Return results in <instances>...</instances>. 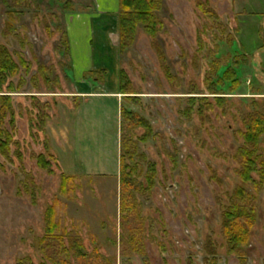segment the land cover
<instances>
[{
	"label": "rangeland",
	"instance_id": "374dc122",
	"mask_svg": "<svg viewBox=\"0 0 264 264\" xmlns=\"http://www.w3.org/2000/svg\"><path fill=\"white\" fill-rule=\"evenodd\" d=\"M117 4L0 0V59L14 65L0 72V264H264V170L243 184L238 158L264 113V0H162L154 39L139 27L121 55ZM119 71L135 100L117 96ZM121 108L138 117L123 125L136 184L124 225ZM256 154L264 166L263 138ZM233 207L253 212L242 255L222 231Z\"/></svg>",
	"mask_w": 264,
	"mask_h": 264
},
{
	"label": "trees",
	"instance_id": "16d2710c",
	"mask_svg": "<svg viewBox=\"0 0 264 264\" xmlns=\"http://www.w3.org/2000/svg\"><path fill=\"white\" fill-rule=\"evenodd\" d=\"M162 0H118V50L121 55L125 48L131 46L136 38V33L139 27L143 28L144 33L151 39H154L156 34V13L161 9ZM3 57L0 59V72L3 75L6 73H13V67L10 57L6 53H2ZM104 73V72H103ZM102 73V74H103ZM120 89L119 94L123 96L124 102H130L135 100L133 97L134 93L132 90L123 84L125 76L123 71L118 73ZM133 95V96H132ZM188 102H195L193 98L188 99ZM197 108V113L201 115V110ZM194 107L189 105L187 111H183V116L189 118L190 113H192ZM9 111L8 104L4 96L0 95V125L5 117V114ZM129 116L138 118L133 115L128 108H121L120 117V156H119V183H120V218L123 225L127 222V219L131 217L132 211L128 209L127 204L133 202V193L135 192L134 187L136 184L131 183L133 180L134 169H129L125 163V156H128L129 152L126 147H124L125 137L123 136V125L127 122ZM137 126L144 127L148 129V123L143 120L137 121ZM246 132L243 134L244 141L246 143L245 149H242L239 153V162L241 165V170L239 175L243 179V184L248 181H252V174L257 171V167L261 166L264 170L263 163L259 160V155L256 154L257 148L261 138L264 139V113L255 112L252 116L247 119L245 123ZM6 138L5 133L0 132V150L4 147L1 140ZM6 143L8 140L4 139ZM261 162V163H260ZM136 168V167H135ZM150 175L145 176L146 185H151L153 182V177L155 173L154 166L149 167ZM262 184L264 182V171L260 173ZM74 176H64L65 181L73 182ZM260 184V185H261ZM243 186V185H242ZM131 189V190H130ZM133 190V191H132ZM133 192V193H132ZM234 196L243 201L246 199L244 187H241L236 191ZM252 210L238 209V207H233L224 214L223 222V235L227 241L231 251L242 255L241 249L246 246L248 241L247 231L249 226L253 224ZM52 217V216H51ZM246 227V228H245ZM53 228H47V237L49 239L55 240V237L51 236L53 234ZM142 234V233H141Z\"/></svg>",
	"mask_w": 264,
	"mask_h": 264
},
{
	"label": "crops",
	"instance_id": "0c3cea01",
	"mask_svg": "<svg viewBox=\"0 0 264 264\" xmlns=\"http://www.w3.org/2000/svg\"><path fill=\"white\" fill-rule=\"evenodd\" d=\"M117 96H120L121 97V100H123V96L120 95L119 93L117 94ZM116 97V96H115ZM121 111V109H120ZM119 135V133H118ZM113 143H114V146L113 147H120V139H119V136L115 135V138L113 139ZM71 147H73V144L71 145ZM70 155V160L73 161V150L70 151L69 153ZM113 159V165H114V168L116 169L117 168V160L119 159V156L117 154L114 155V157L112 158ZM93 166V165H91ZM93 170H96V171H93L95 172L94 174H102V175H105V176H110V175H113L112 173H110V171H108V168L106 167L105 164H97L96 166H93ZM110 169V168H109ZM73 174V173H72ZM72 174H70V176H73Z\"/></svg>",
	"mask_w": 264,
	"mask_h": 264
}]
</instances>
